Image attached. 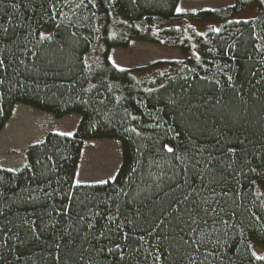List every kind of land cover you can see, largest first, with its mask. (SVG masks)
I'll return each mask as SVG.
<instances>
[{
  "label": "trees",
  "instance_id": "1",
  "mask_svg": "<svg viewBox=\"0 0 264 264\" xmlns=\"http://www.w3.org/2000/svg\"><path fill=\"white\" fill-rule=\"evenodd\" d=\"M11 2L4 0L0 17L7 19L5 9L12 11ZM178 2L61 0L57 7L68 18L64 23L70 20L75 25L68 32L76 33L74 40L63 45V52L56 53L57 64L62 61L67 65L59 68L67 79L61 77L55 80L56 84H63L64 87L44 88L41 85L39 88L33 86L9 91L5 85L0 89V131L18 104L51 114L56 119L78 115L80 121L72 137L48 133L43 143L29 146L27 164L21 171L0 168V191L11 198L10 204L15 201L12 204L13 213L18 212L23 217L27 211L35 217L41 205L39 202L30 203L28 197L29 190L37 188V185L51 190L50 183L51 188L62 186L61 191L67 190L76 173L83 143L87 141L119 142L122 162L116 174L117 183L73 189V194H78L80 198L95 194L98 200H104L108 194L114 195L113 187L117 191L122 187L127 190L124 181L130 174L138 178L149 170V137L155 139L158 135L163 138V128L156 125L166 121L174 127L180 126L176 123L179 113L169 101L182 103V96L193 103L213 98L206 115L209 131L213 121L227 123L229 118L235 119V114L239 112L244 114L245 120L244 128L239 131L257 143L264 142V85L251 86L260 78V71L264 70V50L259 44L264 43V7L257 6L254 0H234V7L182 15L176 12ZM249 7L255 10L254 19H235ZM61 19L58 17L55 23H60ZM206 19L212 24L200 25L202 30L197 31L195 23ZM47 27L52 31L51 24ZM213 28H219L220 32H213ZM59 39L60 36H57ZM131 42L177 50L183 61L164 63L167 67L164 82L162 78L152 81L139 79L131 69L119 71L109 60L111 50L127 49ZM96 44L101 46L102 54L96 60H90ZM69 69L72 71L69 72ZM254 71L258 75L250 76ZM229 75L234 77L233 87L243 89L240 96L248 102L246 112L233 88L228 87ZM48 83L51 85L52 79ZM72 83L76 84L74 89ZM90 84H95L96 88L83 92L82 89ZM252 92H258L259 98H253ZM215 97H220L224 104L212 107ZM134 168L138 170L136 173L131 171ZM235 187L240 191V195L235 197L237 215L230 220L235 227L228 230L229 235L224 239L225 251L233 264H264V259L256 258L259 254V257H264V177L252 174L245 179L241 176L240 184ZM50 238V234L41 236V240ZM256 249L260 251L258 255ZM23 251L27 256L40 254V248L32 241ZM253 252L256 256L252 255Z\"/></svg>",
  "mask_w": 264,
  "mask_h": 264
},
{
  "label": "snow or ice",
  "instance_id": "2",
  "mask_svg": "<svg viewBox=\"0 0 264 264\" xmlns=\"http://www.w3.org/2000/svg\"><path fill=\"white\" fill-rule=\"evenodd\" d=\"M254 2L264 7V0ZM3 3L0 0V7ZM60 3L61 0H12V11L5 9L7 19L0 17V89L5 85L9 91L41 85L64 87L55 80L67 79L59 71L67 65L62 61L57 64L56 53L63 52V45L74 40L76 33L68 32L75 25L70 20L64 23L68 18L58 9ZM181 11L177 6L176 12ZM58 17H62L61 22L55 23ZM212 31L219 33L220 29ZM112 66L118 68L114 61ZM257 75L255 71L250 73L252 77ZM259 77L252 87L264 85V70ZM227 79L246 112L248 102L240 96L243 89L233 87V76ZM71 87L74 89L76 84ZM94 88L96 85L90 84L82 91ZM108 88L111 91V85ZM251 95L259 98L258 92ZM212 99L193 103L182 96V103L170 100L179 113L176 123L180 126L158 123L156 127L163 128V138L149 137V170L138 178L130 174L124 181L127 190L113 187L114 195L110 193L104 200H98L95 194L80 198L72 190L115 185L116 175L87 182L81 181L76 172L64 191L62 186L51 188L50 183L51 190L37 185L39 191L29 190L28 197L30 203L41 205L34 218L27 211L23 217L13 213L15 201L10 204L11 198L0 191V264H233L224 239L235 227L230 222L237 215L235 197L240 195L235 185L240 184L241 176L264 177V142L257 143L239 131L245 126L244 114L239 112L227 123L213 121L209 131L206 115ZM214 101L212 107L224 104L220 97ZM56 134L73 136L72 132ZM16 219L20 222L16 223ZM48 234L50 239L41 240ZM30 241L40 248V254L25 255L23 249ZM252 255L256 256L254 252Z\"/></svg>",
  "mask_w": 264,
  "mask_h": 264
},
{
  "label": "rangeland",
  "instance_id": "3",
  "mask_svg": "<svg viewBox=\"0 0 264 264\" xmlns=\"http://www.w3.org/2000/svg\"><path fill=\"white\" fill-rule=\"evenodd\" d=\"M234 0H179L182 11L178 14L195 15L202 11H218L232 6ZM256 17L252 7L235 16L236 20H249ZM210 20L195 23L197 31L200 25H210ZM264 50V43H259ZM102 54V48L96 44L90 54V60H96ZM111 62L118 68L131 69L139 79L165 81L167 67L164 63L181 62L183 57L177 50L162 49L158 46L131 42L127 49H113L109 53ZM80 121L78 115H69L56 119L51 114L36 111L18 104L7 121L5 130L0 132V168L21 171L27 164L26 151L29 146L39 144L48 133L72 132L74 134ZM122 162L121 147L117 140H92L83 143L77 166L81 181L95 182L116 175ZM258 249L255 253H259ZM258 255V254H257ZM260 255V254H259ZM258 255V256H259Z\"/></svg>",
  "mask_w": 264,
  "mask_h": 264
},
{
  "label": "crops",
  "instance_id": "4",
  "mask_svg": "<svg viewBox=\"0 0 264 264\" xmlns=\"http://www.w3.org/2000/svg\"><path fill=\"white\" fill-rule=\"evenodd\" d=\"M12 111H13V110H12ZM11 116H12V114H11ZM11 116H10V118H11ZM10 118H9V120H10ZM64 118H65V117H64ZM64 118H63V119H64ZM66 118H67V116H66ZM9 120H8V121H9ZM61 120H62V119H61ZM6 124H7V122H6L5 125H4V130H5ZM0 132H1V131H0ZM76 172H77V170H76Z\"/></svg>",
  "mask_w": 264,
  "mask_h": 264
}]
</instances>
